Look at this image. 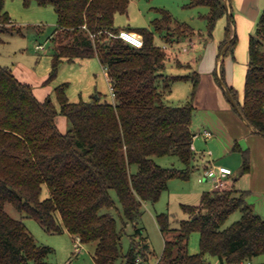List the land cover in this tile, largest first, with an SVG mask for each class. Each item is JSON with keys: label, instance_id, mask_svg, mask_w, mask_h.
<instances>
[{"label": "trees", "instance_id": "16d2710c", "mask_svg": "<svg viewBox=\"0 0 264 264\" xmlns=\"http://www.w3.org/2000/svg\"><path fill=\"white\" fill-rule=\"evenodd\" d=\"M0 0V43L12 17ZM26 4L32 0H24ZM53 4L57 25L53 31L55 49L52 69L45 80L58 74L63 60L98 56L106 67L113 101L71 100L68 83L55 87L59 108L51 96L41 101L33 86L20 80L10 66L0 64V264H52L53 248L37 241L22 219L10 215L7 202L32 216L49 232H70L82 243L95 241L94 264H147L152 250L141 226H136L126 253L122 250L125 225L137 223L145 201L156 202L172 178H188L196 167L192 129L194 96L198 73L167 77L163 87L193 76L191 98L181 104L164 100L159 78L169 52L156 41V31L173 44L196 30L177 21L165 8L148 26L122 28L115 23L117 13L128 11L131 0H36ZM232 0H191L190 5H207L208 36ZM232 16V15H231ZM231 22L219 44V55L234 50L237 34ZM121 29L141 33L144 44L134 47L115 37ZM201 32V31H197ZM226 48V49H225ZM219 84L233 107L256 132L264 135V10L255 33L249 37V61L242 102L238 90L228 86L223 62ZM68 120L62 132L57 115ZM243 154L241 173L251 168L249 148L234 145ZM176 155L184 168L166 167L155 156ZM138 169L133 170L132 165ZM217 186L206 190L198 204H184L189 217L171 226L168 212L157 215L164 235V249L156 264H212L208 255H217L221 264H264L254 258L264 253V216L248 202L250 189ZM49 195L41 197L43 187ZM116 190L123 214L122 226L112 210ZM240 210L239 219L228 226L229 216ZM200 233V251L190 253L188 242L193 231ZM139 234V235H138Z\"/></svg>", "mask_w": 264, "mask_h": 264}, {"label": "rangeland", "instance_id": "374dc122", "mask_svg": "<svg viewBox=\"0 0 264 264\" xmlns=\"http://www.w3.org/2000/svg\"><path fill=\"white\" fill-rule=\"evenodd\" d=\"M190 1L191 0H131L128 11L125 13H117L115 21L116 24L120 26L132 24L152 28V21L155 17L160 15L158 8L161 7L169 10L177 21L186 23L196 30L195 32L187 31L186 36L182 39L195 38L193 40L215 42L219 45L226 37L228 30L227 24L231 22L232 17L233 23L231 24V33L232 35H234V33L237 34V41L234 47L235 51L233 52L232 49H229L227 52L225 51L227 54L223 53L222 61L225 59V65L229 68V64L232 62V54L234 53L239 70L241 71L243 66L247 67L249 61V36L250 34L255 33L257 24L264 10V0H232L228 11L216 21L211 37L208 36V21L206 19L210 7L207 5L191 6ZM42 10L43 13L41 15V20L38 21L39 25H37L41 28L40 32L35 27H25V32L29 33V41L31 40L33 45L39 42L46 43L47 46L46 50H36L38 55L42 58L39 67L36 69L39 75L51 71L52 56L56 45L53 37H49L55 29V7L53 4H48L47 6L42 7ZM3 25L11 30L17 28V25L14 24H1V26ZM155 37L156 41L163 45L164 39L162 38L161 33L156 32ZM5 47L13 53L14 47L19 48L20 45L19 42H11L7 43ZM238 47L239 53L237 54ZM234 73L235 76L233 79L236 82L235 87L238 89L239 100L242 102L244 82H242L236 71ZM64 82L68 83L67 93L71 100H90L97 92L102 93L101 100L103 101H113L114 99L106 72L100 61L96 58L77 59L75 61L63 60L60 63L57 76L46 83V85L52 86L51 98L58 108L60 105L56 98L55 87ZM165 97V99H168L165 101L170 103L169 101H171V98L169 94ZM233 109L239 114L234 107ZM240 116L241 115H239V117ZM198 138L199 145H202L204 148L208 146L204 137L200 136ZM209 147L212 148L211 146ZM206 149H208V147H206ZM250 151L253 157L252 147ZM254 152L255 154H260L259 156H264V147L259 145L258 150L255 148ZM196 157H198V160H196ZM196 157L193 161V165L196 169L190 172L188 178H172L169 181L168 188L162 192L160 198L156 202H143L142 214L137 220V223L129 222L125 225L122 237V250L124 253L128 251L132 237L141 241L140 236L134 235L136 226H141L144 231L143 235L147 236L146 240L152 250L150 261L147 264H156L158 262L162 255L165 242L164 235L157 220V215L162 212H168L171 226L178 227L181 219L189 217V214L185 211L184 204H198L204 191L214 187L213 179H204L205 164L208 161L204 160L201 162L200 156L196 155ZM242 157L243 154L241 152L235 151L224 157L220 156L219 158L223 162L231 160L229 162L231 163V168L234 170V174L231 175V181H233V177H236L239 180V182L238 180L236 181V187H240L239 184L245 185L243 183H246L247 180V174H242L239 170L240 166H242ZM155 159L159 164L166 167H185L184 163L176 155L155 156ZM236 159H238V163ZM232 161H234V163H232ZM132 169L137 170L138 165L133 164ZM248 181L249 180H247V182ZM224 186L230 187L228 182L225 181L224 185L220 187ZM111 194L116 202V207L113 208L112 212L118 218L120 226H122V205L116 190L111 189ZM48 195L49 190L44 186L41 197L45 198ZM5 209L13 217L22 219L27 230L35 236L38 242L47 244L53 248L48 256V260L52 262V264L95 263V241L86 244L81 242L80 246L77 247L78 240L74 235L72 236L65 232L52 233L47 231L37 219L19 211L10 202L6 203ZM241 215L242 213L240 210L233 212L227 219L225 226H228L239 219ZM188 249L190 253H198L200 251V233L196 230L190 234ZM207 257L212 264H221L220 258L217 255H208ZM261 261H264V253L254 258V262ZM121 263L122 259L116 261V264Z\"/></svg>", "mask_w": 264, "mask_h": 264}, {"label": "crops", "instance_id": "0c3cea01", "mask_svg": "<svg viewBox=\"0 0 264 264\" xmlns=\"http://www.w3.org/2000/svg\"><path fill=\"white\" fill-rule=\"evenodd\" d=\"M45 6L47 5H40L36 0H32L28 4H26L24 0H6L5 9L8 10L12 17L11 24L21 27L22 30L20 32H17L16 30H14V32L3 31L1 34L2 41L0 43L1 65L10 66L14 74L20 80L30 83L33 86L35 95L41 101L51 96L52 91V86L46 85L47 82H45L50 72L39 75L36 70L42 61V58L38 55L37 51L46 50L47 46L46 43L39 42L33 45L31 40L29 41V33L25 32V27H35L40 32L41 28L37 25H39L38 21L41 20V15L43 13L42 7ZM57 20L58 16L56 12L55 27L57 25ZM129 26L133 28L139 27L132 24L120 27L127 28ZM52 35L53 32L49 37H52ZM193 39L195 38H181L173 44L165 41L163 43L169 52L166 67L163 69V74L159 78L160 88L164 90V100H168L165 99V96L168 94L171 98V101H169L171 104H181L189 100L194 88L195 81L193 76H196L195 73H198L199 81L193 99L195 109L192 119V129L195 132L193 141L195 153L197 156H200L201 162L204 160L208 161L205 164L206 168L204 170L217 165H225L231 168V163L229 162L231 160L223 162L219 159L220 156L224 157L235 151L242 153L241 150L234 148L236 142H238L243 149L249 148L250 150L252 147L253 157L250 151L251 168L245 173L247 174V180L249 181L247 182L246 180V183H243L245 185L239 184L240 187L237 188L251 190V194L247 197V200L255 207L256 211L264 216V156H259L260 154H255L254 152L255 148L258 150L259 145L264 147V135L256 132L254 128L242 118V116L239 117L240 114H237L233 109V104L225 94L224 87L219 84L216 75V72L220 74L221 63L223 62L227 84L228 86L236 88V82L233 79L235 76L234 72L236 71L242 82L245 83L248 65L247 67L243 66L240 71L235 59L236 56L233 53L232 62L229 64L230 66L228 68V66L225 65V59L222 61L224 52L219 55V45L215 42H201ZM11 42H19L20 45L19 48L14 47L13 53L5 47L7 43ZM37 44H45V48L38 49L36 47ZM234 51L235 49L233 52ZM238 53L239 47L237 49V54ZM91 58H96L100 61L98 56L77 59ZM101 65L103 66L109 81L107 69L102 63ZM188 74L193 76L187 79L176 80L172 83L170 88L165 89L163 87L167 77ZM98 93L100 92H97L96 94ZM56 121L62 132H65L68 129V120L65 115L58 114ZM205 130L210 131L211 135L205 136ZM200 136L204 137L207 141L208 146L206 147H208V149L199 145L198 137ZM196 160H198V157H196ZM236 160L238 163V159ZM232 163H234V161H232ZM241 163H243V157L241 158ZM241 167L242 166H240L239 169L240 171ZM233 174L234 170L232 169V173L222 175L223 181L228 182L230 186L233 185L234 179L236 178L233 177V181H231V175ZM204 179L206 180L207 178L204 177ZM213 183L214 187L211 189L217 187L215 180ZM65 233H69L73 236L70 232ZM75 237L77 238V236Z\"/></svg>", "mask_w": 264, "mask_h": 264}, {"label": "built area", "instance_id": "2783aa9c", "mask_svg": "<svg viewBox=\"0 0 264 264\" xmlns=\"http://www.w3.org/2000/svg\"><path fill=\"white\" fill-rule=\"evenodd\" d=\"M112 35L123 39L125 42L129 43L130 45L134 47H141L144 44L143 36L136 31H132L128 29H121L118 33H114ZM36 47L38 49H44L45 44H37ZM110 87H111L112 95L114 96L113 87L112 86ZM210 135H211L210 131L205 130V136H210ZM230 173H232V169L230 167L225 166V165H217V166H212L211 168H207L205 170V178H211L215 180L216 186H223L224 181L222 179V175L230 174ZM77 240H78L77 247H79L81 243L79 236H77Z\"/></svg>", "mask_w": 264, "mask_h": 264}]
</instances>
